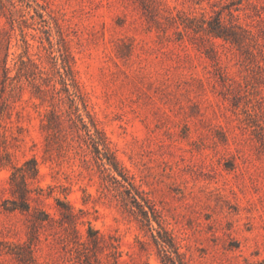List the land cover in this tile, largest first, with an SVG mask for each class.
<instances>
[{"label":"rangeland","instance_id":"1","mask_svg":"<svg viewBox=\"0 0 264 264\" xmlns=\"http://www.w3.org/2000/svg\"><path fill=\"white\" fill-rule=\"evenodd\" d=\"M87 261L264 264V0H0V264Z\"/></svg>","mask_w":264,"mask_h":264},{"label":"trees","instance_id":"2","mask_svg":"<svg viewBox=\"0 0 264 264\" xmlns=\"http://www.w3.org/2000/svg\"><path fill=\"white\" fill-rule=\"evenodd\" d=\"M30 60V59H29ZM32 61V60H31ZM34 63V62H33ZM2 71L4 73V77L5 78H8L7 76V73H8V67L6 66V64H3L2 65ZM63 73L59 71V76H60V80H61V83L65 85V90L67 92V96L70 100V106H69V118L71 120V122L77 127L79 128L78 124L81 125V127L83 128L84 132H85V135L86 137L89 139V142L91 143L92 147L94 148V150L97 152L98 155L101 154L102 151H100V149L98 148V146L100 144H102L103 148L106 150L104 152H107L108 151V147L99 141V138L96 136V134L99 132L98 129L96 128L94 122L92 121V119H89V122L90 124H88L86 122V120L84 119V116L82 115V113H80V107L78 106V103L77 101L75 100V96L77 95L76 94V91H70L69 88L66 86L67 85V82H66V77H64V75H62ZM38 97L40 95H37ZM85 110V109H84ZM87 114V113H86ZM93 129V130H92ZM5 156H9L8 153H5ZM99 160L101 161V165L106 169L109 167H105V164H113L111 163V161H109V159L106 157V160L105 161L103 158L104 157H98ZM28 162H31L33 164V167H32V172L30 173V176H36L37 173H38V169H37V166H36V162L34 159H31L29 161H27L26 163ZM14 171L12 172V175H11V179H14L15 178V175L16 173L18 172L19 173V176H20V181L22 182L23 184V189H24V195L22 197V199H25V193L27 192V188H26V177L27 175L29 176V174L27 173L28 171L26 169H24L23 167H16L14 165ZM24 202V201H23ZM29 207V205H28ZM69 215H72L71 212ZM90 236L92 242L94 244H97L98 243V240L99 239H102V235L101 234H98L97 237H91V235H88ZM84 249V247H83ZM86 264H92L91 262L87 261Z\"/></svg>","mask_w":264,"mask_h":264}]
</instances>
